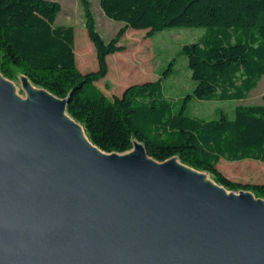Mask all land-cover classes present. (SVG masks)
<instances>
[{"label": "water", "instance_id": "95a60500", "mask_svg": "<svg viewBox=\"0 0 264 264\" xmlns=\"http://www.w3.org/2000/svg\"><path fill=\"white\" fill-rule=\"evenodd\" d=\"M43 91L22 102L0 76V264H264V199L143 145L99 153Z\"/></svg>", "mask_w": 264, "mask_h": 264}, {"label": "trees", "instance_id": "16d2710c", "mask_svg": "<svg viewBox=\"0 0 264 264\" xmlns=\"http://www.w3.org/2000/svg\"><path fill=\"white\" fill-rule=\"evenodd\" d=\"M84 26L97 69L81 72L74 51V27L55 24L61 9L55 0H0V72L16 71L52 95L68 98L67 113L83 126L105 153H125L135 141L148 157H172L211 174L228 190H247L264 199V183L242 184L218 168L221 159L264 163L263 103L240 105L233 117L221 112L204 119L186 112L192 99L243 100L264 76V0H99L104 15L123 23L108 41L96 28L89 0H81ZM168 27H206L199 42L185 44L196 86L177 101L164 94L162 79L126 86L108 97L97 82L108 74L107 57L124 50L119 42L128 28L147 36Z\"/></svg>", "mask_w": 264, "mask_h": 264}, {"label": "rangeland", "instance_id": "374dc122", "mask_svg": "<svg viewBox=\"0 0 264 264\" xmlns=\"http://www.w3.org/2000/svg\"><path fill=\"white\" fill-rule=\"evenodd\" d=\"M55 1L61 6L55 24L74 27V51L78 69L81 72L96 70V52L84 26L81 0ZM89 2L95 16L97 30L104 40H110L123 26V23L107 18L100 8L99 0H89ZM207 33L206 27H168L147 36L146 30L128 28L119 42L125 47L124 50L107 57L108 74L96 84L108 97H112L114 94L119 95L128 85L158 80L169 63L173 62L172 72L162 79V83L166 97L171 101H177L191 93L196 86V81L191 78L187 57L182 54V48L185 44L201 41ZM118 67H120L119 70ZM0 76L12 86L13 94L22 102L32 101V93L35 90L43 91L19 71H16L12 79L4 77L1 72ZM263 95L264 76L246 99L222 101L194 98L189 102L186 112L204 119L216 118L223 112L232 118L237 106L261 104ZM137 145L142 146L141 143L135 141L133 148L122 154L132 153ZM217 168L234 182L264 183V163L260 161L221 159ZM197 171L205 173L210 180L217 183L211 174ZM226 190L230 193L247 192L255 198H260L247 190Z\"/></svg>", "mask_w": 264, "mask_h": 264}, {"label": "bare ground", "instance_id": "6f19581e", "mask_svg": "<svg viewBox=\"0 0 264 264\" xmlns=\"http://www.w3.org/2000/svg\"><path fill=\"white\" fill-rule=\"evenodd\" d=\"M32 87H33V86H32ZM34 88H35V87H34ZM35 89H36V88H35ZM35 94H37V95H41V96H45V95L47 96V95H48L47 92L42 91V90H35ZM63 117H64L67 121H69V122H71V123L74 124V127H75V133H76V135H77L80 139H82L83 141H85V142H86L88 145H90L92 148L96 149L99 153H102V151H101L98 147H96V146L90 141V139L88 138V136H87L86 132L84 131L83 127H82L78 122H76V121H75V120H74V119H73V118L67 113V111L63 114ZM149 160L153 161L151 158H149ZM175 164H176L178 167H180V168H182V169H184V170H186V171H188V172H190V173L196 174V175L199 177V179H200L201 182H203V183H205V184H208V185H210V186H212V187H215V188L221 190L222 192H224L225 194H230V192L227 191L226 188H224V187L220 186L219 184H217V183L213 182L212 180H210V179L208 178V176H207L205 173L198 172L197 170H195V169H193V168H191V167H189V166H187V165L181 163V162H180L179 160H177V159L175 160Z\"/></svg>", "mask_w": 264, "mask_h": 264}, {"label": "crops", "instance_id": "0c3cea01", "mask_svg": "<svg viewBox=\"0 0 264 264\" xmlns=\"http://www.w3.org/2000/svg\"><path fill=\"white\" fill-rule=\"evenodd\" d=\"M119 56H120V55L118 54V58H119ZM119 69H120V67H118V70H119Z\"/></svg>", "mask_w": 264, "mask_h": 264}]
</instances>
